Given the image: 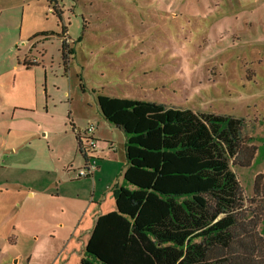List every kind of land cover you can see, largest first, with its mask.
Segmentation results:
<instances>
[{
	"label": "rangeland",
	"instance_id": "1",
	"mask_svg": "<svg viewBox=\"0 0 264 264\" xmlns=\"http://www.w3.org/2000/svg\"><path fill=\"white\" fill-rule=\"evenodd\" d=\"M96 94L243 118L258 149L253 164L232 169L248 204L264 176V0H0V113L18 117V131L0 137V189L18 187L15 209H29L3 234L0 264H33L35 234L46 250L81 249L94 217L115 210L113 188L131 187L116 127L99 138L110 155L88 151L105 163L99 177L72 176L86 161L72 126L84 132L95 114L104 119Z\"/></svg>",
	"mask_w": 264,
	"mask_h": 264
},
{
	"label": "trees",
	"instance_id": "2",
	"mask_svg": "<svg viewBox=\"0 0 264 264\" xmlns=\"http://www.w3.org/2000/svg\"><path fill=\"white\" fill-rule=\"evenodd\" d=\"M95 104L124 134L131 187L114 188L115 210L96 216L79 264H264V176L246 204L232 169L253 164L258 149L243 118L103 94Z\"/></svg>",
	"mask_w": 264,
	"mask_h": 264
},
{
	"label": "crops",
	"instance_id": "3",
	"mask_svg": "<svg viewBox=\"0 0 264 264\" xmlns=\"http://www.w3.org/2000/svg\"><path fill=\"white\" fill-rule=\"evenodd\" d=\"M63 34L64 35H62V37H63L65 43L69 44L68 43L70 41L69 36H67V34L65 32ZM68 60H67V63L65 65V68H67ZM107 96L124 98V97H119L117 95H107ZM0 114H3L0 117V137L2 134L5 135L7 133H10L14 129L18 131V117H16L14 113L4 114L3 112H1ZM93 117H94L95 122H96V124L94 126V130L90 134V136L95 141V145H94L93 150L94 151L95 150L105 151L104 149H108L112 143L110 142V140L101 141L99 138L103 137L102 134L105 130H108L109 127H114V126L110 125L108 122H106L104 119H101L96 114ZM71 124H72V122H71ZM20 127L22 128V130L29 129L26 131L33 132L31 128L23 127V126H20ZM75 130L80 131L79 128H75ZM16 138H17V136L14 137V140ZM13 141L9 144V147H8L9 151L8 152L12 153L11 156H15V154H16L15 157L9 158V161H11L12 163H15L18 160V157H17L18 143H15ZM108 153H109V155L111 154L110 149H108L107 154ZM85 160H86V158H85ZM0 162L3 163L2 164V167H3V165H5L4 160L0 159ZM85 163H86V161H85ZM94 164H95V170L93 171V174L96 172L97 177H99V174L103 170V165L105 163L102 161H98V162L94 161ZM125 166H126V161H125ZM78 168H80V167H78ZM106 168H107V165H105V169ZM124 169H125V167H124ZM124 169H123V171H124ZM93 174L91 176L92 179H94ZM72 179H74V178H72ZM60 183H61V180H60ZM113 190H114V188H113ZM29 194L34 195L35 192L33 190H30ZM10 201H12V203L14 205L13 209H8V203ZM0 202H1L0 204L2 206L0 209V240H2V243L4 246L5 242H6V237L3 234L9 233V231L13 232V230L15 229L16 224L18 222L19 214H21V215L28 214L27 212L29 211V209H15L16 204H18V187L13 188V189L12 188H5L4 190L0 189ZM101 205H102V203H101ZM9 207L11 208L12 206H9ZM40 212H42V211H38V209H35V210L31 211L29 214H33L34 216L35 215L39 216V215H41ZM44 214L46 215L47 211H44ZM96 216L94 217V220H95ZM58 224L63 226L62 221H59ZM4 229H6V231H4ZM45 236L48 237V233H46ZM45 244H47V240L43 239L42 241H40L39 235L35 234L34 241H33V249L36 250V256H34L33 264H78V263H80L81 258L84 256V246H85L84 242H83V246L81 249L80 248L78 249V243H75L72 246H68V245L65 246L64 245L63 247L56 249V250H52V251H51V247H49V250L48 249L46 250L43 247V245H45ZM0 251H1V248H0ZM80 251H81V253H80ZM82 252H83V254H82ZM30 258H31V254L27 257V260H30Z\"/></svg>",
	"mask_w": 264,
	"mask_h": 264
},
{
	"label": "built area",
	"instance_id": "4",
	"mask_svg": "<svg viewBox=\"0 0 264 264\" xmlns=\"http://www.w3.org/2000/svg\"><path fill=\"white\" fill-rule=\"evenodd\" d=\"M94 130V125L89 124L88 127L83 132L84 134V146L87 148L86 150V163L83 167L77 168L76 170L72 171V176L74 178H81V177H91L93 174V171L95 170V164L94 160L91 161L90 157H88V151L92 148H94L95 141L90 136L91 132Z\"/></svg>",
	"mask_w": 264,
	"mask_h": 264
}]
</instances>
